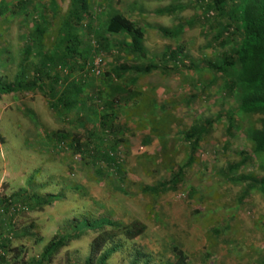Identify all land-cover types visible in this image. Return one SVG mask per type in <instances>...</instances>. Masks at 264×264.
I'll return each instance as SVG.
<instances>
[{"label":"trees","instance_id":"trees-1","mask_svg":"<svg viewBox=\"0 0 264 264\" xmlns=\"http://www.w3.org/2000/svg\"><path fill=\"white\" fill-rule=\"evenodd\" d=\"M50 1L51 11L45 9L43 13L34 6L35 0L0 1L1 23L21 20L24 26L21 39L26 43L13 81L8 77L0 79V97L40 93L48 99L54 113L64 112L66 118L72 117L69 122L72 120L86 130L88 140L83 143L70 132L47 134V140L55 144L56 153L86 156L82 163L92 168L94 185L103 186L107 192L112 190V193L130 197L128 171L119 155L123 151L124 156H128L123 148L130 144L126 133L133 135L130 128L137 125L139 131L147 130L149 133L144 145H150L154 138L160 144L159 153L154 157L146 156L145 172L151 179L159 177V180L140 185L139 193L158 198L176 192L187 182L186 171L199 159L200 146L221 125L226 136L222 151L224 154L231 152L233 160L227 161L223 167L215 166V185L245 184L240 197L230 201L234 207L250 206L247 202L253 193L264 196V0H195L197 7L203 9L202 17L196 22L208 27L209 31L205 53L212 55V59L204 56L199 64L189 57L187 46L180 42V37L194 28L191 22L180 23L170 31L161 32L145 19L134 21L115 9L111 10V7L101 23V9L96 8L97 12H94L91 0H70L64 15L56 0ZM179 10L180 6L172 4L160 9L157 15L173 16ZM49 13L53 16L50 17ZM148 29L158 31L173 43L165 45L161 52L148 49L145 45ZM96 62L101 63V67ZM189 73L193 78H189ZM157 77L163 80L185 78L183 83L191 85V93L182 96L177 103H159L154 97L157 91L155 83L144 85L145 81L156 80ZM212 93L221 101V109L215 117L207 120L195 118L190 129L173 137L171 109L177 106L195 108L203 97L209 99ZM120 117L124 119V125L118 124ZM255 117L257 119L252 122ZM237 119L248 123L243 127L244 137L250 146L248 151L243 148L231 150L232 144L228 140L237 135ZM89 122L96 125L94 131L87 129ZM182 147L187 149L184 164L177 162ZM249 165L253 172L248 175ZM256 167L262 173L260 176L254 173ZM59 192L47 196L39 193L29 196L24 192V195H13L10 200L8 197L0 199V264L11 263V255L15 261L19 259L20 254H15L11 247L17 231L16 219L29 209L42 210L55 201L69 200V195L74 199L81 198L79 202L85 203L89 209L98 207L97 213L101 217L94 218L92 210H84L74 219L71 228L50 241L41 257L34 258L29 264H50L59 251L91 232L98 233V236L91 245L90 257L85 264H108L121 247L115 242L118 236L133 241L146 232V226L139 221L128 225L115 221L111 211H100L103 205L91 196L85 184L74 182L72 186L64 185ZM196 195V190H193L191 196ZM195 199L200 201L199 196ZM198 214L201 213L197 211L194 216ZM230 219V216L229 220L219 218L206 225V236L223 239L231 245L240 244ZM225 233L230 235L221 238ZM207 237L203 238L217 250L220 243ZM245 246L251 249L253 257L258 258L257 264H264V249L260 253L254 252L246 240ZM172 248L176 260L163 264H190V253L188 255L177 246ZM138 257L132 264H140L141 260L150 264L148 260L152 258L150 253L143 251L138 253ZM20 264L28 263L22 259Z\"/></svg>","mask_w":264,"mask_h":264},{"label":"rangeland","instance_id":"rangeland-1","mask_svg":"<svg viewBox=\"0 0 264 264\" xmlns=\"http://www.w3.org/2000/svg\"><path fill=\"white\" fill-rule=\"evenodd\" d=\"M195 2V0H91L94 12L101 9V23L105 14L110 12V7L111 10L115 9L134 21L143 18L149 25L161 29V32L170 31L180 23H193L194 28L181 36L180 42L183 46H187L186 53L189 57L199 64L204 60V56L212 59V55L205 53L209 31L208 27L196 22L197 18L202 17L203 9L198 8ZM50 3V0H35L33 4L43 13L46 12L45 9L51 11ZM56 3L62 10L61 14L64 15L69 9L70 0H56ZM172 4L180 6V10L175 15H157L160 9L168 8ZM52 14L49 13V16L52 17ZM13 21L11 19L12 23L7 24L1 23L0 20V25H3L0 27V79L8 77L9 81H13L16 76L18 63L26 46L21 39L23 22ZM147 34L145 45L154 52H161L165 45L173 43L171 39L163 38L161 33L153 29H148ZM96 65L101 67V63L96 62ZM191 77L189 73V78ZM184 80L185 78L179 77L173 80L157 77L156 80L145 81L144 85H148V82L155 83L157 91L154 97L159 103H177L182 96L191 93V85L184 84ZM48 102V99L40 93L10 94L0 97V196L13 197L18 193L24 195V192L29 193V196L33 193L47 196L60 194L59 191L64 185L72 186L74 182L85 184L90 189L91 196L100 201L105 208L103 210L102 207L100 211L103 213L107 210L111 211L115 221L125 222L128 225L132 221H139L147 228L141 237L133 241L118 236L115 242L121 247L108 264H132L140 251L151 254L152 258L148 260L150 264L172 262L176 260L172 248L174 246L183 248L188 255L190 253V264H257L258 258L253 257L250 248H246L245 240L252 246L254 252L260 253L264 249V196L253 193L247 202L250 206L234 207L230 201H236L240 197L245 184L233 182L231 186L215 185L217 183L215 166L223 167L227 161L233 160L230 156L231 152L224 154L222 151L226 141L223 126H218L212 132L210 139L200 146L201 154L194 166L186 171L185 184L180 185L176 192L150 198L139 193V186L145 183L153 184L159 180V177L151 179V176H147L145 172L148 164L146 156L154 157L159 153L160 144L154 138L150 145H144L145 139L149 137L148 131H139L137 125H132L130 131L134 134L126 133L130 144L128 148L123 147L128 156L127 154L124 156L123 151H120L119 155L125 170L128 171L127 186L131 189L129 192L131 196L124 197L112 193V190L107 192L103 186L94 185V179L91 180L92 168L89 169L82 163L85 161L83 157L86 156L77 154L72 157L67 154L68 152H64V155L55 152V144L47 140V134L56 131L70 132L79 137L82 143L87 142L88 137L84 128H80L72 120L69 122L71 116L66 118L64 112L54 113ZM220 102L212 93L209 99L203 97L195 108L191 106L172 108L173 137H177L180 131L190 129L195 118L207 120L215 117L221 109ZM230 105L233 106V103ZM256 119L255 117L252 122ZM237 121V135L233 140H228L232 144L231 150L243 148L248 151L250 146L243 130L248 123H242L238 119ZM118 124L124 125L122 117L119 118ZM87 129L94 131L96 125L89 122ZM186 157L187 149L182 147L177 162L184 164ZM251 172L253 171L249 165L246 173L249 175ZM254 173L258 176L262 174L257 167ZM218 182L223 183V181ZM193 190H196V196L200 197V201L195 199L196 196H191ZM72 196L69 195V200L64 198L62 202L55 201L42 210L29 209L16 219L17 231L11 247L15 254L17 252L20 255L17 261L11 255L9 264H20L22 259L29 264L34 258L39 259L45 246L56 236L62 235L71 228L74 219L78 218L80 213L92 210L95 214L94 218L101 217L97 213L98 207L89 209L84 206L85 203L79 202L81 198L74 199ZM226 205L230 210L225 208ZM197 211L201 214L194 216ZM229 216L237 231V241L240 244L231 245L223 239H209L206 236L207 226L215 223L219 218L229 220ZM223 235L221 238H226L230 233ZM97 236L98 233L91 232L80 240L72 242L59 251L50 264H85L90 257L91 245ZM203 237L220 243L219 248L214 250L212 244H208ZM207 246L209 248H206ZM207 254L210 256L207 257ZM143 261L141 260L140 264H145V260Z\"/></svg>","mask_w":264,"mask_h":264},{"label":"built area","instance_id":"built-area-1","mask_svg":"<svg viewBox=\"0 0 264 264\" xmlns=\"http://www.w3.org/2000/svg\"><path fill=\"white\" fill-rule=\"evenodd\" d=\"M0 199H2V196H0ZM8 199L10 200V197H8Z\"/></svg>","mask_w":264,"mask_h":264}]
</instances>
